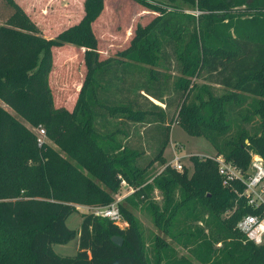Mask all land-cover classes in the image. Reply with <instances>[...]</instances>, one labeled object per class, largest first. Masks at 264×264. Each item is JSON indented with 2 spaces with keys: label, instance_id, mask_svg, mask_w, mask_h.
Wrapping results in <instances>:
<instances>
[{
  "label": "trees",
  "instance_id": "obj_1",
  "mask_svg": "<svg viewBox=\"0 0 264 264\" xmlns=\"http://www.w3.org/2000/svg\"><path fill=\"white\" fill-rule=\"evenodd\" d=\"M136 1L156 14L136 21L127 44L101 57L91 24L103 0H82L78 20L52 38L38 34L14 0H0V102L14 113L0 104V264H192L157 237L143 244L130 207L152 188L163 197L161 211L148 205L156 225L199 218L208 231L182 225L171 235L194 261L264 264V244L235 227L253 212L240 195L242 183L222 185L210 157L191 156L187 175L165 165L162 154L175 121L244 174L251 154L264 167V0ZM240 5L256 12L233 25L231 9ZM66 44L82 48L84 68L70 109L54 105L48 84L52 49ZM30 127L41 128L58 150L38 145ZM131 135H144L138 141L150 148L143 163L144 147L125 143ZM152 162L163 169L146 183ZM121 180L133 188L117 204L126 227L90 213L81 214L77 230L66 226L75 205L109 204ZM76 235L72 256L53 251Z\"/></svg>",
  "mask_w": 264,
  "mask_h": 264
},
{
  "label": "rangeland",
  "instance_id": "obj_2",
  "mask_svg": "<svg viewBox=\"0 0 264 264\" xmlns=\"http://www.w3.org/2000/svg\"><path fill=\"white\" fill-rule=\"evenodd\" d=\"M22 10L27 14V16L33 21L36 26L38 34L45 38H52L56 33L64 29L65 27L75 23L82 13V0H14ZM150 3L153 1L147 0ZM157 1V0H156ZM155 1V2H156ZM166 0H158L157 4H162ZM232 1V0H231ZM246 3L251 0H244ZM106 6V12H103L97 17L91 24L92 30L97 38V48L101 56H106V54H113L117 49L124 47L127 44L128 38L130 36L131 30L133 29L135 22L138 21L140 24L147 23L149 19L155 15V12L151 10L143 9L136 0H103ZM243 5L233 7L231 9V14H234L232 18V23L235 25L238 21L245 20L252 16L256 11L253 10H243ZM183 11L197 15L194 9L183 7ZM243 12V13H239ZM264 13V10L262 11ZM220 14V13H219ZM243 14V15H242ZM238 15L239 20L236 19ZM240 24V23H238ZM81 48H78L71 44H66L61 47L52 49V59L53 67L48 76V84L51 89V94L53 98V103L55 106L59 102H63L64 99H69L67 93L74 88L75 83L80 79V70L83 69L81 63ZM57 55H60L58 58ZM166 70V69H165ZM171 70V69H170ZM167 70V73L175 76V72L172 70ZM195 82L200 83V79H194ZM212 85V84H210ZM215 93H220L222 88L217 85H212ZM66 93L65 97H62V94ZM158 106H161L157 101L152 100ZM1 106L6 109L8 112L13 113V111L8 108L6 105L0 102ZM18 118V117H17ZM23 123H25L21 118H19ZM168 142L163 150V158L165 160V165L171 167V159L174 155L179 157L182 169L179 172H182L183 168L186 169L187 175L190 174L192 164L190 157L196 155L198 157H214L215 151L212 146L202 137V136H190L186 134L175 121H172L168 124ZM138 131H142L141 126H137ZM36 136L35 128L30 127ZM141 133V132H140ZM141 136V135H139ZM139 136L131 135L127 137L125 143L131 144L136 147H144L143 155L140 158V161H146L147 158H150L151 151L148 148L147 144L141 140L138 141ZM144 136V135H142ZM141 136V137H142ZM143 138V137H142ZM131 139H133L131 141ZM144 139V138H143ZM44 142L49 144L53 149L58 150V148L49 141L45 136L42 138ZM219 156V155H218ZM233 166V165H232ZM172 168V167H171ZM163 169V165H160L157 162H152L151 165L147 168L145 174L146 183H150L152 178L155 175H158ZM247 170V169H246ZM264 185V181H263ZM133 191V188L121 181L119 183V189L113 195V200L118 203H123V198L128 196ZM111 201V202H112ZM163 197L160 191L156 188H152L147 195V198L142 202L137 203L134 207H130V211L135 218L139 230L141 233L142 242L145 246L152 244L154 237H157L167 243L177 254V256H182L188 258L192 264H199L194 261L192 254H190L188 248L181 246L176 242L177 239L171 237L172 234H175L178 226L185 225L190 228L192 231H199L200 234L208 233L204 228L202 223L198 220L187 219L184 220L182 217H179L177 220L178 226L171 225V222H161L155 224L148 210V205L151 203L159 211L162 210ZM91 207L98 206H86V205H75L76 212L71 213L65 221V224L68 228L78 229V225L81 219L82 213H88V209ZM230 212V211H229ZM223 214V216L227 215ZM164 215L167 216L166 213ZM164 216V217H166ZM166 229V230H164ZM245 237V236H244ZM246 239V238H244ZM221 245L220 242H213V248H219ZM77 248V235L68 241L65 244H53V251L61 256H71L75 253Z\"/></svg>",
  "mask_w": 264,
  "mask_h": 264
},
{
  "label": "built area",
  "instance_id": "obj_3",
  "mask_svg": "<svg viewBox=\"0 0 264 264\" xmlns=\"http://www.w3.org/2000/svg\"><path fill=\"white\" fill-rule=\"evenodd\" d=\"M198 13L197 11H195ZM36 141L40 145L44 132L41 128H35ZM212 158L217 164V173L221 177V184L228 186L233 180L242 183L243 189L240 193L252 209V213L242 215L236 222L235 227L243 233L246 240L254 245L264 244V167L261 157L257 154H251L245 174L234 165L224 161L221 155ZM171 167L175 171H181L182 166L179 157L174 155L171 159ZM123 181V180H121ZM88 213L107 218L112 224L122 229L126 227V221L122 218L117 201L114 200L107 205L91 207Z\"/></svg>",
  "mask_w": 264,
  "mask_h": 264
},
{
  "label": "crops",
  "instance_id": "obj_4",
  "mask_svg": "<svg viewBox=\"0 0 264 264\" xmlns=\"http://www.w3.org/2000/svg\"><path fill=\"white\" fill-rule=\"evenodd\" d=\"M106 6H105V3H103V9H102V11H101V13L103 14V12H106ZM100 13V14H101ZM107 13V12H106ZM99 14V15H100ZM99 17V16H98ZM93 23V22H92ZM81 50H82V48H81ZM81 50H80V54H81ZM98 52H99V50H98ZM112 55V54H111ZM60 55H57V57L58 58H60L61 59V57H59ZM101 56V55H100ZM106 56H110V54L108 55V54H106ZM106 56H101V57H106ZM82 63V62H81ZM79 70H80V79H79V81L77 82V83H75V85H74V88H72L71 89V91L69 92V94L67 93V96H69V98H70V101H68L69 99H64V101L63 102H59L58 103V105L60 104V105H63V106H65L67 109H70L71 107H72V105H73V103H74V100H75V97H76V93H77V90H78V87H79V84H80V82H81V79H82V76H83V70H84V68L83 69H81V65L79 64ZM66 96V93H63L62 94V97H65ZM72 256V255H71Z\"/></svg>",
  "mask_w": 264,
  "mask_h": 264
},
{
  "label": "water",
  "instance_id": "obj_5",
  "mask_svg": "<svg viewBox=\"0 0 264 264\" xmlns=\"http://www.w3.org/2000/svg\"><path fill=\"white\" fill-rule=\"evenodd\" d=\"M110 240L115 245H120L121 244V237H119V236H111Z\"/></svg>",
  "mask_w": 264,
  "mask_h": 264
}]
</instances>
